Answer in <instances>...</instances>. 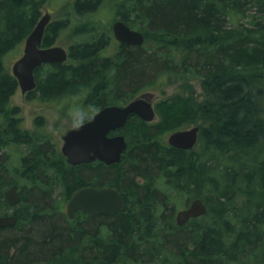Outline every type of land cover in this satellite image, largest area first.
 <instances>
[{
    "label": "trees",
    "instance_id": "trees-1",
    "mask_svg": "<svg viewBox=\"0 0 264 264\" xmlns=\"http://www.w3.org/2000/svg\"><path fill=\"white\" fill-rule=\"evenodd\" d=\"M46 1L0 0V203L7 209L3 214L11 209L16 219L14 226L0 229V234L14 231L0 236V264L52 259L54 264H137L163 253L166 264L264 263L259 260L264 251V0H128L129 16L122 19L138 26L142 46L122 43L112 57L102 58L98 53L108 39L99 38L71 48L70 63L52 64L36 89L46 99L74 98L88 88L89 99L100 108L121 104L162 77L198 80L204 91L197 113L209 122L199 125L198 152L163 146L157 138L158 130L165 134L194 122L190 98L176 96L158 104L161 123L128 118L122 133L131 141L119 163L78 166L64 163L47 143L36 145L35 133L22 125L19 106L11 103L18 83L5 56L33 29ZM100 1L73 0L72 8L79 13ZM246 6L260 13L240 22ZM62 24H48L44 46L57 40ZM13 146L18 152L11 155ZM51 157L58 159L54 167L46 166ZM14 173L20 180H11ZM206 181L211 184L201 198L206 213L183 226L170 222L165 213L174 188ZM11 184L19 186L16 205L3 195ZM86 185L118 189L123 209L66 224L54 212L53 195L60 189L69 198ZM212 214V225L196 226ZM102 220L109 231L95 234ZM226 221L233 229L230 239L222 231ZM88 235L92 240L83 241L92 244L78 249ZM67 255L62 262L56 258Z\"/></svg>",
    "mask_w": 264,
    "mask_h": 264
},
{
    "label": "rangeland",
    "instance_id": "rangeland-1",
    "mask_svg": "<svg viewBox=\"0 0 264 264\" xmlns=\"http://www.w3.org/2000/svg\"><path fill=\"white\" fill-rule=\"evenodd\" d=\"M72 2L73 0H47L45 3L41 4V15L43 14V10H46L53 14V19L57 20H64L66 22V27L62 28V30L59 32L57 36V40L54 42V45H62L65 47L68 51L71 47L80 45L84 42H92L95 39H99L100 37H107L108 34L112 35V28L111 25L115 20L122 19V17L127 16V8H128V0H101L99 3H97V6L95 7L96 10H92L89 12H85L83 15H77L75 11L72 8ZM250 6L244 7V13H239L241 21H248L253 16H256V14L260 12H256V7L249 8ZM75 16V17H74ZM67 17H71V21H67ZM227 26H230V24H226ZM136 29H138L137 25H134ZM28 35V34H27ZM26 35V36H27ZM26 38V37H25ZM18 44L16 48L9 51L5 56V63L7 67H11L12 63L22 54L23 46H24V40ZM146 44V43H145ZM119 45H117L116 41L114 40L113 36L109 39L108 42L105 43L99 52V55L103 58H110L114 55V52L118 49ZM71 62V61H70ZM111 66V65H110ZM142 88L140 91H137L134 95L139 96L141 93H150L151 94V102L156 110L157 117L150 123H161L162 122V115L158 114L157 106L160 105L164 101L171 100V98L180 96L182 98H190V101L192 103V108L196 111V114L194 116V122H192L188 127L194 125H207L209 122V119H206L203 114L197 113V106L201 102L204 91L202 89L201 83H199L198 80H176V79H167V78H160L158 81L155 82V85H153V88H146V90ZM91 94H89L88 88L82 89L81 92L77 93V95L74 97V100H67L66 103L62 104L60 100L58 101V97L51 99V100H42L39 98V94L35 93L28 97V95H19L18 92H15L14 95L11 98L12 104H17L19 106V113L22 117V122L24 126H28L31 128H34V122L37 120V118H41L42 125L39 127L40 132H42L44 135H47L49 137V140H52V142H57L60 146L63 142L62 137L73 127H75L78 124V118L81 116H90L93 114L97 108V104L89 99ZM133 97L125 96L123 99V103H126L127 101L131 100ZM79 99V100H78ZM77 100V101H76ZM122 102V101H121ZM75 104L81 106L77 109H75ZM262 109L264 112V99L262 103ZM264 114V113H263ZM38 130V131H39ZM43 130V131H41ZM45 131V132H44ZM159 131V130H158ZM156 131L158 134L157 138L161 143H163V146L169 145L167 142V137L169 133H160ZM42 139V136H40ZM129 137V138H128ZM126 137L128 141H131V136ZM199 146V145H198ZM197 145H194L190 151L198 152L199 147ZM18 152V148L13 146L10 148L9 153L11 155H14L15 152ZM189 151V152H190ZM16 152V153H17ZM58 159L51 157L49 159V163L46 164V166L52 167L54 163H56ZM13 163L15 161H12ZM16 163V162H15ZM60 164V163H59ZM61 165V164H60ZM59 165V166H60ZM54 167V165H53ZM18 179L20 180V176L18 173H14L11 177V180ZM136 180L138 182H142L141 177H137ZM201 182V180H200ZM210 182H202V184H190L185 187V189L182 188H174V191H172L174 197H172L173 202L168 203V212L167 218L170 222L175 224V215L176 212L186 206L190 203V201L196 197L202 198V195L207 193L210 190ZM6 189V188H4ZM4 191V190H3ZM57 194L53 195L52 200H56L57 208L54 209L55 214L61 215L64 219V222L68 225H72L73 223H78V221H83L85 217H87L86 214L84 217L77 214L76 220H68L65 213V204L68 200V198L65 196V194L62 192V190ZM128 205L132 203V200L130 196L128 195ZM246 196L239 197L237 199L236 204L240 205V203H244ZM254 200V199H253ZM251 200V204L253 203ZM54 204V201H53ZM253 205V204H252ZM128 207V206H127ZM7 210L1 203H0V215L3 214ZM11 209H8L10 211ZM230 216V215H228ZM207 217V216H206ZM226 217V215H224ZM214 216L209 215L207 218H199L197 220L196 226H199V224H209L212 225L214 221ZM227 222V221H226ZM228 226H222V231L226 233V236L228 238H232V231L231 227L232 225L230 222H227ZM107 224L102 220L98 222L97 228L95 231V234H106L108 231H106ZM194 228V226H192ZM14 231L6 230L0 234V236L13 233ZM83 236L79 243L77 244V248L81 249L87 246H90L92 241H89L88 243H85L83 241L84 238L90 237ZM93 238V237H91ZM157 256L151 257L149 261L151 264H166V255L159 254ZM260 256V255H259ZM262 256V257H261ZM261 256L259 260L264 259V251L261 253ZM67 256L62 257H56L58 261L62 262L64 261ZM252 260V259H251ZM143 263V262H139ZM31 264H54V260L45 262V260H38L35 262H32ZM234 264H240L239 262H235ZM251 264H255L254 260H252ZM258 264V263H257ZM264 264V263H260Z\"/></svg>",
    "mask_w": 264,
    "mask_h": 264
},
{
    "label": "water",
    "instance_id": "water-1",
    "mask_svg": "<svg viewBox=\"0 0 264 264\" xmlns=\"http://www.w3.org/2000/svg\"><path fill=\"white\" fill-rule=\"evenodd\" d=\"M51 16L45 13L26 37L21 57L11 66V73L17 79L22 92L33 89L35 80L33 70L43 63L66 60V52L61 46L41 48L45 27ZM115 38L130 45L140 46L144 42L142 32L130 28L126 23L117 20L112 25ZM131 114H135L144 121L155 118V111L151 103V94L142 93L124 105H107L100 108L88 120L70 129L63 136L61 152L71 165L99 160L110 165L118 163L127 148L123 134L109 136L111 131L122 128ZM199 126L171 132L167 138L168 144L188 150L196 141ZM6 201L15 205L19 202L18 184H12L5 192ZM124 200L121 193L112 187L96 188L87 186L75 191L66 203V215L72 219L77 211L92 214L113 215L121 211ZM206 206L201 198L196 197L188 206L177 211L175 220L177 225H183L190 218L203 215ZM16 219L12 214L0 216V229L12 227Z\"/></svg>",
    "mask_w": 264,
    "mask_h": 264
},
{
    "label": "flooded vegetation",
    "instance_id": "flooded-vegetation-1",
    "mask_svg": "<svg viewBox=\"0 0 264 264\" xmlns=\"http://www.w3.org/2000/svg\"><path fill=\"white\" fill-rule=\"evenodd\" d=\"M45 3V2H44ZM97 6V4L95 5V7ZM74 10V9H73ZM92 10H96L95 8L94 9H90V10H87V11H83V12H79V13H76L77 15H83L85 12H89V11H92ZM45 12H48V11H46V10H43V13H45ZM50 13V12H49ZM41 16V15H40ZM50 16H51V19H50V21H49V24L50 23H52V22H56V21H62L63 22V24L61 25V28L59 29V31H58V34H59V32L62 30V28H64V27H66V22L64 21V20H55V19H53V14H51L50 13ZM75 17V16H74ZM65 20H67V21H71V17H67V19H65ZM116 21V20H115ZM48 27V24H47V26L45 27V31H46V28ZM45 31H44V34H45ZM113 36V38H114V35H113V31H112V35L111 34H108V36L105 38V37H100L101 39H110L111 37ZM44 37V36H43ZM114 40L116 41V43H117V45H121L122 43H124V42H119V41H117L115 38H114ZM86 42H84V43H82V44H85ZM81 44V45H82ZM127 44V43H126ZM128 45H130V44H128ZM49 46H51V45H49ZM49 46H44L43 45V39H42V43H41V46L39 45V47H41V48H46V47H49ZM59 46H61V47H63L62 45H59ZM74 47V46H73ZM73 47H71V48H73ZM65 50H66V56H67V58H66V60H64V61H62V62H59V61H53V62H47V63H43L41 66H39V67H37V68H35L34 70H33V76H34V80H35V86L33 87V89H31V90H27V91H25V92H22L21 91V88H20V86L18 85V88H17V90L15 91V92H18V96L19 95H21V96H23V95H28V97L30 96V95H32V94H35V93H37L36 92V89H37V86H38V83H39V80H41V79H43V77H45V76H47L50 72H52V69H53V66H52V64H54V63H70V61H72V58H71V56H70V49H69V51L65 48V47H63ZM119 48V47H118ZM101 51V50H100ZM117 51V50H116ZM116 51L114 52V54L116 53ZM99 54V53H98ZM104 58H106V57H104ZM36 71H38V73L36 72ZM82 91V88H81V90H80V92ZM79 93V92H78ZM77 95V93L76 94H74L73 96L75 97ZM39 98L40 99H42V100H44V101H46V100H51V99H54V98H50V99H46V98H42L41 97V95H39ZM69 99H71V100H74L75 98H71L69 95H65V96H62V94L61 95H59V97H58V101L60 100V102H62V104H64V103H66L67 102V100H69ZM79 100V99H78ZM77 101V100H76ZM81 106V104H79V105H77V104H75V109H77V108H79ZM38 119H40L41 120V118H37V120ZM36 122V121H35ZM35 122H34V128H31V127H28V126H24L23 125V122H22V125L24 126V127H26V128H28V129H30V131H32V132H34L35 133V136H36V140H37V143L38 144H36V145H39V144H42V143H47L48 144V146H50V148L49 149H55L61 156H62V160H63V162L64 163H66L67 164V161H66V157L62 154V152H61V145L63 144V142H62V144L59 146L58 145V143L57 142H52V140H49V137L47 136V135H44L42 132H40V128L39 127H36L35 126ZM39 130V131H38ZM41 131H43V130H41ZM45 132V131H44ZM111 135H115L114 133H111ZM40 136H42V139H41V137ZM62 140H63V137H62ZM82 164H89V165H100V164H104V163H102L101 161H99V160H95V161H91V162H85V163H80V164H78V165H82ZM78 165H76V166H78ZM105 165V164H104ZM86 186H92V185H86ZM77 190V189H76ZM78 212V211H77ZM76 212V213H77ZM79 212H81V211H79ZM83 214H86V215H88V214H91V215H96V214H92V213H87V212H82ZM115 214V213H114ZM98 215V214H97ZM76 216H77V214H75V217L73 218V219H68V220H76ZM106 231H109L108 230V228H106ZM89 240H92V238L90 237V239ZM92 244V243H91ZM137 264H151V262L148 260V261H144L143 263H137Z\"/></svg>",
    "mask_w": 264,
    "mask_h": 264
}]
</instances>
